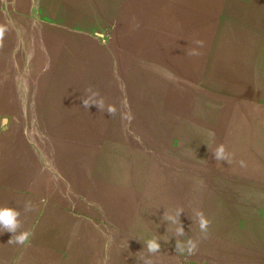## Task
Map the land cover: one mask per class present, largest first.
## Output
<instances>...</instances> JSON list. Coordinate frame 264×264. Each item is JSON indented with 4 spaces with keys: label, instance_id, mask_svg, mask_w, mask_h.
Instances as JSON below:
<instances>
[{
    "label": "rangeland",
    "instance_id": "obj_1",
    "mask_svg": "<svg viewBox=\"0 0 264 264\" xmlns=\"http://www.w3.org/2000/svg\"><path fill=\"white\" fill-rule=\"evenodd\" d=\"M0 23L6 26L0 86L15 89L14 100L4 95L0 102V122L14 119L15 134L24 136L36 158L35 185L15 192L23 205L35 201L31 212L25 213L23 205L17 208L21 231L32 235L29 243L15 245L67 243L75 253L69 264L79 262L76 250L82 247L85 264L92 259L140 264L141 257L153 264L211 260L197 242L202 243V235L190 239L197 250L189 255L190 240L177 236L174 223H164L162 233L158 219L180 210V218L188 215L194 210L191 200L202 196L204 214L214 220L209 226L218 224L222 215L241 213L230 205L237 191L214 189L220 185L213 175L188 174L172 149L186 145L190 136L209 135L201 118L195 124L187 118V107L202 109L204 87L227 82L237 93L264 89V0H0ZM197 40L204 42L202 47ZM194 48L200 55L187 54ZM221 61L227 77H219ZM141 65L149 83L157 72H165V85L146 98V109L131 107L137 111L133 118L116 101L124 96L125 70ZM173 72L183 77L177 90L167 84V74ZM89 88L99 92L106 107L116 106L114 116L96 105L83 107ZM194 90L191 100L175 111L176 93L188 96ZM256 120L264 115L259 112ZM78 139L84 145L82 159L68 144ZM62 232L69 237L60 239ZM150 239L161 244L155 255L144 247ZM249 248L253 254L244 256L264 264V237L258 233Z\"/></svg>",
    "mask_w": 264,
    "mask_h": 264
},
{
    "label": "crops",
    "instance_id": "obj_2",
    "mask_svg": "<svg viewBox=\"0 0 264 264\" xmlns=\"http://www.w3.org/2000/svg\"><path fill=\"white\" fill-rule=\"evenodd\" d=\"M5 27L4 23H0V28L5 29ZM13 30L14 28L11 29V31ZM3 40V38L0 39V46ZM0 54H2V51H0ZM2 63L3 60L0 58V65ZM144 66L141 65V68L138 69L136 67L132 69L131 66L130 70H125L123 75L124 96L122 98L117 96L116 102L123 103L124 111L129 116L133 115V118L137 117L135 113L137 111L131 107H135V104H140L139 107H143L146 104V98H151L150 96L156 91V88L165 85L163 81L165 72H157L158 74L153 76V81L151 83L147 82L149 73L142 70ZM145 67L146 69H153L154 66L146 64ZM177 67L179 69V66ZM0 68V79H2L4 78V71L3 67ZM219 69V77H227V75H222V61ZM167 76L170 79L167 84L171 85V89H179V83L182 82L183 77L177 72L169 73ZM47 77L50 80L51 74H48ZM213 86L204 87V94L200 92L203 95L204 103L202 109L197 110L196 106L187 107L189 123L194 122L192 124H195L197 119L201 118L202 120L199 123L203 125L204 130L209 132V135L206 133L201 138H197V135L190 136L186 145L181 142L180 147H173V152L177 153V155L174 154L175 157L173 158L177 160V165L181 166L182 169L184 168L188 174L213 175L215 185H220V187H214V189L236 190L235 200L229 204L241 208V213L238 214L237 211L239 210L235 209L234 213H230V217L222 215L218 224L210 225L208 232L206 234L202 233L197 225L192 227V223H195L194 212L198 208L204 214L203 207L205 203L207 204V201L200 196V198L190 202L189 206L193 207L194 210H190V213L182 216V218H177L173 228L177 233L181 224L186 234L177 236H186L189 240L197 241V234L203 236L202 243L199 240L197 242L212 256V259L206 261L205 264H253L255 259L253 257L250 259L249 255L244 256L245 253L243 252L253 254L249 248L251 240L258 233L259 236L264 237V120H258V122L256 120L259 112L264 115V89L256 92L257 94H250L251 92L244 94L242 92L237 93L235 89H230L227 82H220V84L217 83ZM41 89L45 94V92L48 93L49 87L43 86ZM178 92L176 93L177 99H173L177 107L175 111H180L181 107L187 104L191 97L196 94L195 90L190 91L188 96L184 92ZM190 94L191 97H189ZM4 95H11L12 100H14L15 89L0 86L1 105L4 102ZM58 104L61 105L62 102ZM255 105L258 109L253 108ZM143 108L146 109V107ZM3 119L0 122V207L18 208L23 204L18 197L15 198V195L19 191L32 188L35 185L36 158L33 152L28 149L24 136L21 137L19 134H15V120L6 118L5 123H3ZM172 119L174 127L175 119ZM221 143L226 147L230 162H216L214 159L211 151ZM68 144L75 145V149L71 151L80 152L79 158L82 159L84 148L82 139L75 141V144L70 142ZM240 161H244L245 166L242 167ZM225 176L237 177H234L233 180ZM201 189L206 188L203 186ZM134 196L136 195L134 194ZM32 203L35 205V201ZM244 208H249V210ZM204 216L208 217L207 214H204ZM78 218L76 217V219ZM207 219L210 223L214 221H212L211 215ZM158 222L161 224L159 229H162L164 231L162 233H165L164 223L168 225L171 222H167L165 216L158 219ZM185 223L189 226H183ZM79 226L80 224L77 225V228ZM143 226L147 229V226ZM11 236L12 234L9 232H0V238H3V240L7 239L9 241ZM68 237V234L62 232L60 239H67ZM211 239L215 240L214 245H211ZM8 241L0 243L3 247V249L0 248V264H69V255L74 253L68 250L67 243L60 246L48 244L42 247L27 246V248L21 249L14 243H8ZM167 245L169 246V244ZM95 250L97 249H94L92 255L96 254ZM83 254H85V248H77L76 255H79L80 259L76 264H85ZM86 264H89V262L87 261ZM90 264L99 263L92 259ZM161 264L177 263L164 261Z\"/></svg>",
    "mask_w": 264,
    "mask_h": 264
},
{
    "label": "clouds",
    "instance_id": "obj_3",
    "mask_svg": "<svg viewBox=\"0 0 264 264\" xmlns=\"http://www.w3.org/2000/svg\"><path fill=\"white\" fill-rule=\"evenodd\" d=\"M5 29L0 28V39L3 38ZM195 43L202 47L203 41L197 40ZM190 56H198L200 53L194 48L191 51L187 52ZM86 92L89 93L88 96L83 97V107L88 109L91 105H96L99 109L102 111L106 110L111 116L115 115L116 109L113 106H105V102L102 97H100V94L98 91H93L91 88L86 89ZM214 159L216 162H230L229 154L226 150V147L224 144L217 145L212 151ZM240 165L243 167L245 166L244 161H240ZM34 210V205L32 202L26 201L23 205V211L25 213L31 212ZM183 211L180 210L175 215L167 214L165 216V220L167 222L176 223L177 218L179 219L180 214ZM21 212L15 207L11 206H3L0 207V232H9L12 234L11 239L8 241V243H14L18 245H25L29 243L30 237L32 235L29 231H21L22 228V222L20 220ZM195 217V223L198 225V228L200 232L207 233L210 221L204 216L202 211H195L194 212ZM178 236H183L185 234L184 228L180 224V228L177 230L176 233ZM147 252L150 255H155L156 253L160 252L161 250V244L159 243V240L157 239H150L147 241L146 245ZM197 250V243L195 241H189V246L187 248V252L189 255L195 254ZM142 264H153V261L150 258H144L141 257Z\"/></svg>",
    "mask_w": 264,
    "mask_h": 264
},
{
    "label": "water",
    "instance_id": "obj_4",
    "mask_svg": "<svg viewBox=\"0 0 264 264\" xmlns=\"http://www.w3.org/2000/svg\"><path fill=\"white\" fill-rule=\"evenodd\" d=\"M6 119L3 120V123H5Z\"/></svg>",
    "mask_w": 264,
    "mask_h": 264
},
{
    "label": "bare ground",
    "instance_id": "obj_5",
    "mask_svg": "<svg viewBox=\"0 0 264 264\" xmlns=\"http://www.w3.org/2000/svg\"><path fill=\"white\" fill-rule=\"evenodd\" d=\"M237 136V135H236Z\"/></svg>",
    "mask_w": 264,
    "mask_h": 264
}]
</instances>
